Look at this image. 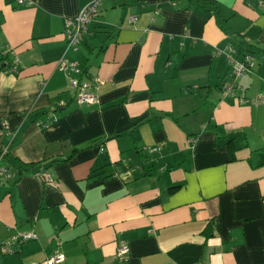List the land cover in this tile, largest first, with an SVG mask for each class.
I'll return each mask as SVG.
<instances>
[{"label": "crops", "instance_id": "crops-1", "mask_svg": "<svg viewBox=\"0 0 264 264\" xmlns=\"http://www.w3.org/2000/svg\"><path fill=\"white\" fill-rule=\"evenodd\" d=\"M30 1L0 0V53L18 57L0 71V151L28 165L0 181V241L37 237L0 264H47L58 249L57 264H116L122 243L124 264H264L258 0H215L230 34L190 0H102L77 49L64 22L90 0ZM229 47L255 56L237 80L244 103L222 91ZM62 57L99 79V102L77 103Z\"/></svg>", "mask_w": 264, "mask_h": 264}, {"label": "built area", "instance_id": "built-area-1", "mask_svg": "<svg viewBox=\"0 0 264 264\" xmlns=\"http://www.w3.org/2000/svg\"><path fill=\"white\" fill-rule=\"evenodd\" d=\"M19 4H31L30 0H18ZM102 0H90L86 3L77 15L67 17L64 22V35L67 41L69 49H77L78 46L84 40L85 35L89 32L91 22L99 15L100 6ZM257 4L264 9V0H258ZM137 17L133 15L131 20H135ZM2 54H9L12 57L13 62L18 61L17 51L14 48L6 50ZM228 61L230 63L229 77L222 84V91L225 95H236V87H239L237 80L245 75H249L254 72L255 68V56L250 53H244L242 58L235 55V49L229 47V51L226 52ZM60 71L66 73L70 79L71 87L76 92V101L79 105H90L99 102L98 96L94 92L95 85L99 82L97 77L82 78V70L79 66V62L71 60L66 57H62L57 64ZM15 71L16 69H11ZM240 102H247L249 99L245 97H237ZM255 104H264V93L258 94L252 99ZM62 104V103H61ZM57 120V117L49 119L47 122L38 121L37 124L46 127ZM7 124V123H5ZM160 146L145 145L143 150L148 152L157 151ZM8 153V148L5 147L0 155V181H12L15 178V172L9 166L1 163L4 155ZM47 178L51 177L49 172H45L43 175ZM37 237L34 231H19L11 237L0 241V250L3 253H12L15 251V245H21L28 241H31ZM130 254V246L127 243H122L117 247L115 257L116 264H124ZM66 260V255L61 250L54 251L47 257V264L62 263Z\"/></svg>", "mask_w": 264, "mask_h": 264}, {"label": "trees", "instance_id": "trees-1", "mask_svg": "<svg viewBox=\"0 0 264 264\" xmlns=\"http://www.w3.org/2000/svg\"><path fill=\"white\" fill-rule=\"evenodd\" d=\"M191 4H196L202 8H207L209 9L212 14L216 17L217 23L219 26L228 34L231 33L230 27L227 24L226 19H224L218 9L217 2L215 0H190ZM252 49V47H250ZM249 49V48H248ZM252 51V50H251ZM10 64V61H8V55H4L0 53V71L3 70V68L7 65ZM0 151V155H1ZM6 157L7 161L9 162L10 166L14 172H15V182L20 178L24 167H27V164L24 163H17L13 159L12 156H10L9 153H6L4 155Z\"/></svg>", "mask_w": 264, "mask_h": 264}]
</instances>
